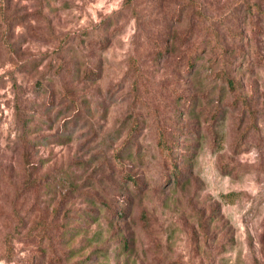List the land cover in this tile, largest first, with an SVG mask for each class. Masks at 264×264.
Masks as SVG:
<instances>
[{
	"label": "rangeland",
	"instance_id": "1",
	"mask_svg": "<svg viewBox=\"0 0 264 264\" xmlns=\"http://www.w3.org/2000/svg\"><path fill=\"white\" fill-rule=\"evenodd\" d=\"M0 264H264V0H0Z\"/></svg>",
	"mask_w": 264,
	"mask_h": 264
},
{
	"label": "trees",
	"instance_id": "2",
	"mask_svg": "<svg viewBox=\"0 0 264 264\" xmlns=\"http://www.w3.org/2000/svg\"><path fill=\"white\" fill-rule=\"evenodd\" d=\"M229 83L233 86L234 82L232 80H229ZM160 145L161 147L166 151V149L168 148L166 141H165V135L164 133L161 131L160 132Z\"/></svg>",
	"mask_w": 264,
	"mask_h": 264
}]
</instances>
